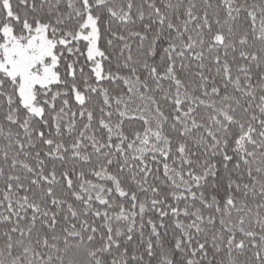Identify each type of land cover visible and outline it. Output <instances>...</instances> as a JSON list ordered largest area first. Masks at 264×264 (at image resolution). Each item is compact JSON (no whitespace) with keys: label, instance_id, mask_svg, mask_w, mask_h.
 <instances>
[{"label":"snow or ice","instance_id":"snow-or-ice-1","mask_svg":"<svg viewBox=\"0 0 264 264\" xmlns=\"http://www.w3.org/2000/svg\"><path fill=\"white\" fill-rule=\"evenodd\" d=\"M0 264H264V0H0Z\"/></svg>","mask_w":264,"mask_h":264}]
</instances>
